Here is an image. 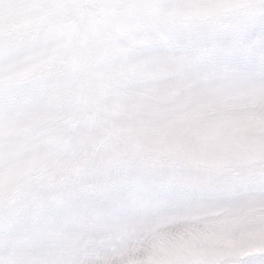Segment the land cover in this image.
<instances>
[{
	"label": "snow or ice",
	"instance_id": "snow-or-ice-1",
	"mask_svg": "<svg viewBox=\"0 0 264 264\" xmlns=\"http://www.w3.org/2000/svg\"><path fill=\"white\" fill-rule=\"evenodd\" d=\"M0 264H264V0H0Z\"/></svg>",
	"mask_w": 264,
	"mask_h": 264
}]
</instances>
